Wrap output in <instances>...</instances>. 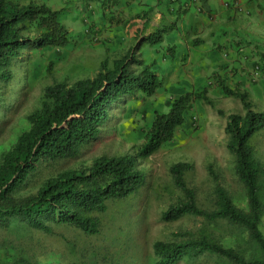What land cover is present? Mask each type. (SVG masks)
Returning a JSON list of instances; mask_svg holds the SVG:
<instances>
[{
	"label": "trees",
	"instance_id": "obj_1",
	"mask_svg": "<svg viewBox=\"0 0 264 264\" xmlns=\"http://www.w3.org/2000/svg\"><path fill=\"white\" fill-rule=\"evenodd\" d=\"M58 13L45 4L0 0V115L8 103L5 94L26 79L27 71L28 75L31 71L37 75L47 69L37 60L32 62L29 54L40 55L48 49H56L59 54L67 46V29L59 22ZM162 38L161 32H153L142 40L153 44ZM154 64H145L130 51L111 62L100 61L93 77L44 88L39 106L26 117L27 126L0 157V234L8 240L0 247V264H62L53 258L39 261L16 250L9 241L25 238L33 230L52 235L58 228H68L84 240L80 252L86 257L65 264H114L113 259H105L110 245L102 249L93 246L96 242L106 243L112 235L107 214L116 202L132 198L144 187L147 172L140 168V160L148 159L172 140L192 101L212 104L206 88L183 94L174 103L167 101L168 112L155 111L134 154L101 155L87 167L48 177L34 192L22 191L40 171L76 156L95 142L109 126L112 109L153 97L162 85ZM29 66L22 79L18 78L17 69ZM139 89L145 92L142 96ZM220 89L225 97L239 99L245 110L243 115H228L225 133L227 148L235 156V173L245 188L247 207L241 208L233 201L219 184L212 165L209 171L216 182L214 204L209 209L202 207L195 189L187 182L193 166L182 162L170 167L181 196L163 211L162 218L175 221L192 215L210 225L226 221L247 233L259 256L247 260L235 247L203 229L199 233L176 232L171 240H156L154 257L148 264H195L204 258L264 264V162L256 157L250 140L264 129V113L254 109L247 92L224 82Z\"/></svg>",
	"mask_w": 264,
	"mask_h": 264
},
{
	"label": "rangeland",
	"instance_id": "obj_2",
	"mask_svg": "<svg viewBox=\"0 0 264 264\" xmlns=\"http://www.w3.org/2000/svg\"><path fill=\"white\" fill-rule=\"evenodd\" d=\"M21 1L45 4L53 10L59 11L58 20L67 29L68 42L59 54H57L56 49H48L40 55L34 52L30 53L32 62L37 60L44 64L47 69L37 75H33L34 72L32 71L28 75L27 71L26 79L22 80L21 84L12 87L13 92L5 94L8 103L0 115V157L15 142L21 130L27 126L26 117L39 106L43 90L47 85L63 81L72 84L80 78L93 77L98 72L100 61L107 59L111 62L126 55L129 51L125 46L118 50L108 49L104 42L93 39L94 33L91 29L93 10L90 4L88 7L87 0ZM94 2L98 7H101L103 0H95ZM243 13L248 20L259 23L252 30L254 34L250 33V35L257 41L259 52L263 56L264 16H256L254 11L251 12L253 16H250L246 13V9L243 10ZM245 25L246 30H249L251 22ZM243 34L244 37L253 39L243 32H237L232 37L233 34L229 32L230 54L236 51L232 45L233 39L237 35ZM214 42L216 41L210 40L208 42L210 47ZM224 42H226L225 39ZM137 45L138 43L135 46ZM160 45L161 43L158 44V42L149 44L143 41L141 46H143V53L148 61H151L150 59L154 56L165 65L166 62H163L161 54L157 53ZM207 47H204V44L194 46L193 54L196 56L194 55L192 63L204 59L199 52L204 51ZM179 52L185 53V50L179 49ZM181 53H178L179 57ZM131 54L143 60L142 54L139 55L138 48L131 49ZM215 55L218 57L209 56L208 59L204 60L209 62L211 58L212 60L220 59L223 52H215ZM224 55L227 59V53ZM255 57L254 63H251L249 67L251 73L250 75L247 74L248 79L244 80L243 83L234 82L231 79H228L227 83L226 80L222 81L232 88L247 92L254 109L264 113V63L263 58H259L257 53L251 58ZM51 62L54 63L51 64ZM256 65H260L262 72V75H257V77L254 75ZM30 66L27 69H17V77L22 79L25 70H28ZM198 66L197 63L186 66L194 72V80L184 77L180 71L175 73L182 76V80L179 82L183 89L173 88L171 81L168 80V75H161L162 85L159 86L153 97L143 98L136 103L127 102L112 109L109 126L103 130L95 142L83 148L76 156L60 160L40 171L23 188L22 193L34 192L48 177L60 171L87 167L96 157L101 155L134 154L143 141L142 134L148 129V123L152 120L155 111L168 112L170 107L166 105L167 101L174 103L181 96L178 95L179 92H192L191 89L184 90L189 80L190 83L197 85L196 89L193 90L194 92L198 93L206 88L212 104H207L204 101H192L190 109L185 115L184 123L178 128L172 140L165 143L148 159L140 160V168L147 172L146 184L137 195L113 205L106 216L112 235L106 243L96 242L93 246L102 249L103 246L110 245L111 248L105 259L107 261L113 259L114 264H148L154 257L153 244L156 240H171L175 237L176 232L192 231L199 233L203 229H207L216 239L235 247L247 260L258 257L259 255L255 254V247H253L247 233L226 221L210 225L207 221L192 215L184 216L175 221H165L162 218L163 211L181 196V192L175 187L170 167L182 162L193 166L192 171L187 176V182L195 189L199 204L202 207L212 208L215 199L216 182L209 171L210 165L217 174L219 184L228 192L233 201L241 208L247 207L245 188L235 173V156L227 148L228 136L225 133L228 115L232 113L243 115L245 110L239 99L225 97L222 94L218 81L215 89L210 87L208 84L210 83L209 78L213 76L212 72L205 69L204 73L199 74ZM178 67H181L180 60ZM213 81L215 84L216 81ZM138 93L142 96L145 92L143 89H139ZM250 140L255 148L256 157L264 162V129L258 131ZM262 225L264 229V217ZM56 230L55 234L52 235L44 231L33 230L25 238L20 240L10 238L9 241H13L12 246L16 250L25 251L35 256L39 261L53 258L65 264L82 258L84 255V252H80V246L84 241L82 237L68 228ZM1 235L0 247L8 241ZM73 245L75 248L72 247ZM72 250L76 253L72 254ZM195 264L232 263L204 258Z\"/></svg>",
	"mask_w": 264,
	"mask_h": 264
},
{
	"label": "crops",
	"instance_id": "obj_3",
	"mask_svg": "<svg viewBox=\"0 0 264 264\" xmlns=\"http://www.w3.org/2000/svg\"><path fill=\"white\" fill-rule=\"evenodd\" d=\"M94 1L87 0L88 7L90 4L93 10V39L104 42L112 50H118L122 46L129 51L138 48L145 64L154 62L157 75L161 78V75L167 74L173 88L178 90L183 89V86L179 82L182 76L175 74L177 71L194 80V72L187 68L188 65L197 63L199 74L204 73L205 69L210 70L213 76L209 78L208 85L215 89L217 81L219 86L222 80L227 83L228 79L243 83L248 79L247 76L251 73L249 67L256 59L251 57L257 53L259 58H263L257 41L250 35L254 34L252 30L259 23L248 20L243 10L246 9L250 16H253L252 11L256 16H264V0H103L101 7ZM236 1L240 3L241 10ZM246 5L251 7L247 8ZM250 22V29L246 30L245 24ZM153 32H161L163 36L157 53L161 54L165 65L154 56L148 61L143 53L142 39ZM229 32L233 34L232 37L237 32H243L253 39L244 37V34L237 35L232 41L236 51L230 54ZM210 40L216 41L211 47L208 43ZM199 44L208 46L199 52L204 59L209 56L218 57L215 52H223L222 58H211L209 62L202 59L192 63L195 55L193 48ZM179 49L185 50V53L179 52ZM178 53H181L180 57ZM179 60L181 67H178ZM213 80L216 81L215 84ZM186 84L185 91L196 89L195 83L188 80ZM183 94L186 93L179 92L178 95Z\"/></svg>",
	"mask_w": 264,
	"mask_h": 264
},
{
	"label": "built area",
	"instance_id": "obj_4",
	"mask_svg": "<svg viewBox=\"0 0 264 264\" xmlns=\"http://www.w3.org/2000/svg\"><path fill=\"white\" fill-rule=\"evenodd\" d=\"M236 4H237V6L240 8V10H241V7H240V3L239 2H236ZM255 72H254V75L257 77V75H262V72H261V67H260V65H256L255 66ZM255 77V78H256ZM263 77H264V73H263ZM255 80V79H254Z\"/></svg>",
	"mask_w": 264,
	"mask_h": 264
},
{
	"label": "clouds",
	"instance_id": "obj_5",
	"mask_svg": "<svg viewBox=\"0 0 264 264\" xmlns=\"http://www.w3.org/2000/svg\"><path fill=\"white\" fill-rule=\"evenodd\" d=\"M255 69V68H254Z\"/></svg>",
	"mask_w": 264,
	"mask_h": 264
}]
</instances>
